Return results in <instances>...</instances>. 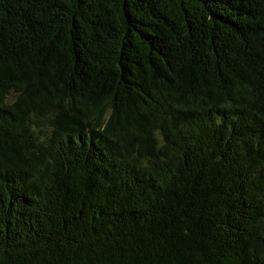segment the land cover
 <instances>
[{
	"label": "trees",
	"instance_id": "16d2710c",
	"mask_svg": "<svg viewBox=\"0 0 264 264\" xmlns=\"http://www.w3.org/2000/svg\"><path fill=\"white\" fill-rule=\"evenodd\" d=\"M0 264H264V0H0Z\"/></svg>",
	"mask_w": 264,
	"mask_h": 264
}]
</instances>
